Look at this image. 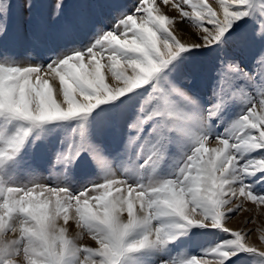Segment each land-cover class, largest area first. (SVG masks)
I'll use <instances>...</instances> for the list:
<instances>
[{"label":"snow or ice","instance_id":"obj_1","mask_svg":"<svg viewBox=\"0 0 264 264\" xmlns=\"http://www.w3.org/2000/svg\"><path fill=\"white\" fill-rule=\"evenodd\" d=\"M215 3L131 0L93 22L68 0H0V264L264 257L251 217L227 226L264 205V0Z\"/></svg>","mask_w":264,"mask_h":264},{"label":"rangeland","instance_id":"obj_2","mask_svg":"<svg viewBox=\"0 0 264 264\" xmlns=\"http://www.w3.org/2000/svg\"><path fill=\"white\" fill-rule=\"evenodd\" d=\"M69 4L67 5V8L71 10H78L83 9L82 11L89 14L91 20L93 22L99 21L100 19H103L105 16L110 15V10L113 8L123 7L126 6L128 3H131V0H118L116 3H108L104 5H96V4H77L74 2H81V3H92L95 2V0H68ZM207 3L212 5L214 8L217 6L215 3V0H206ZM19 5L14 4L13 9L18 8ZM167 11L169 15H174V13L170 9H164ZM190 11L191 9H186ZM191 31V29L185 25L184 26V35L183 39L188 40L189 36L188 33ZM77 40L79 41H86L87 40V32L82 31L78 34ZM9 50L12 52L19 53V56L17 59L20 61L22 66H27L29 64H35L36 61L29 60L25 57L23 49L19 47H13L11 43H9ZM201 61L197 59L196 63H200ZM191 67V66H189ZM58 83V81H57ZM194 89L201 94H205L207 91L206 82L203 80V78L197 74L196 80L193 82ZM39 147L37 148L36 156H35V162L38 164H43L44 159V146L41 144V142H37ZM209 147H212V144L208 145ZM213 146H215L213 144ZM42 175H47L46 172L42 173ZM245 208L251 207L252 210L250 212L241 211L236 214L235 217L227 221V226L231 229H240L242 227V222L248 218H252V223L247 225V228L253 229L251 236L248 238V243L251 245L256 246L257 248L264 250V243L261 242V237L264 236V205H261L259 207H253L250 202H246L244 204ZM126 216V214H125ZM71 229V232H70ZM12 233L8 234V238H12ZM69 235L77 239V242L83 245H91L94 242L90 241V238L88 236H80V229L75 226L74 223L70 222L69 224ZM206 238L201 236H193L191 240H188L187 243L189 244L190 248L193 251H198L199 247L205 243ZM245 260L247 261V264H264V257H258V256H248L245 255ZM239 264H243V262H239Z\"/></svg>","mask_w":264,"mask_h":264},{"label":"bare ground","instance_id":"obj_3","mask_svg":"<svg viewBox=\"0 0 264 264\" xmlns=\"http://www.w3.org/2000/svg\"><path fill=\"white\" fill-rule=\"evenodd\" d=\"M212 146H213V144H212ZM70 232H71V229H70Z\"/></svg>","mask_w":264,"mask_h":264}]
</instances>
